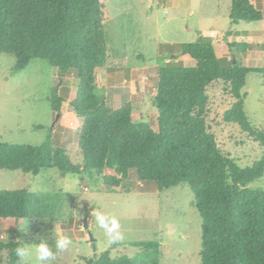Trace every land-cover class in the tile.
Instances as JSON below:
<instances>
[{
	"label": "trees",
	"instance_id": "trees-1",
	"mask_svg": "<svg viewBox=\"0 0 264 264\" xmlns=\"http://www.w3.org/2000/svg\"><path fill=\"white\" fill-rule=\"evenodd\" d=\"M257 1L232 0L231 21L261 22L263 12ZM109 20L108 0H0V54L16 57L14 72L40 59L62 76H74L77 92L70 106L82 121L77 145L83 160L82 166L74 165L68 151L55 147L49 136L40 146L0 143V170L37 176L56 168L63 178L108 172L104 185L112 190L120 188L132 172L160 192L188 185L202 219L201 264H264V191L249 188L264 176V131L249 122L247 95L242 92L249 73L264 77V44L260 69L238 60L223 66L209 37L182 45L176 59L187 56L193 65L184 67L171 60L160 67L155 99L158 131H154L148 123L136 122L130 103L110 109L105 98L96 94V70L107 59ZM230 47L234 59L249 51L246 44ZM218 82L226 85L234 100L224 122L238 125L263 149L252 167L241 168L225 155L207 125V90ZM49 101L53 111L61 114L65 100L54 95ZM37 200L38 195L28 190L0 191V219L31 220L29 205ZM53 229L49 224L45 230ZM18 243L0 242L8 264H18L14 252ZM129 245L139 249L134 257L113 258L109 251L88 264H161L160 242Z\"/></svg>",
	"mask_w": 264,
	"mask_h": 264
},
{
	"label": "rangeland",
	"instance_id": "rangeland-1",
	"mask_svg": "<svg viewBox=\"0 0 264 264\" xmlns=\"http://www.w3.org/2000/svg\"><path fill=\"white\" fill-rule=\"evenodd\" d=\"M231 4L232 0H108L107 59L96 70L97 96L108 94L104 98L110 109L131 103L136 122L148 123L158 131L155 99L160 67L171 60L184 67L193 65L187 56L176 59L182 45L209 37L223 66L238 60L246 61L248 68H262L264 0L257 1L263 20L255 23H233ZM239 44L248 45L249 51L234 59L230 45ZM166 57L169 59L164 60ZM15 65L16 57L0 54V143L40 146L51 136L55 147L65 148L71 162L82 166L77 145L82 121L70 106L77 92L74 76H62L40 59L31 60L20 72H14ZM242 92L247 95L249 122L264 131V77L249 73ZM207 94V125L219 148L241 168L252 167L263 149L238 125L224 122L223 116L234 102L226 85L215 83ZM54 95L65 100L61 114L53 111L49 101ZM107 174L63 178L56 168L37 176L0 170V191L28 190L38 195L29 205L31 220L0 219V242H33L41 234L52 243L53 233L59 230L70 237L72 245L48 264H88L109 251L113 258L134 257L139 249L129 244L145 241L161 243V264H201L202 219L188 185L160 192L155 184L140 182L132 172L120 188L112 190L104 185ZM249 188L264 191V176ZM95 210L118 219L121 240L108 241L95 222ZM86 219L89 231L84 229ZM49 224L54 227L52 232L45 230ZM0 264H8L7 252L0 253ZM25 264H38L35 255Z\"/></svg>",
	"mask_w": 264,
	"mask_h": 264
},
{
	"label": "clouds",
	"instance_id": "clouds-1",
	"mask_svg": "<svg viewBox=\"0 0 264 264\" xmlns=\"http://www.w3.org/2000/svg\"><path fill=\"white\" fill-rule=\"evenodd\" d=\"M93 213L96 224L99 228L104 230L110 243H114L123 238L119 230V221L115 216L105 214L97 210ZM37 238L38 242H36ZM71 245L72 241L70 237L65 234H61L59 230H56L53 233L52 243H49L48 238L42 237L40 234L35 237L33 242L20 241L15 247L14 252L17 257L18 264H25V262L33 256V254L38 261V264H48L49 261L55 259L58 253L66 251Z\"/></svg>",
	"mask_w": 264,
	"mask_h": 264
},
{
	"label": "water",
	"instance_id": "water-1",
	"mask_svg": "<svg viewBox=\"0 0 264 264\" xmlns=\"http://www.w3.org/2000/svg\"><path fill=\"white\" fill-rule=\"evenodd\" d=\"M84 229L87 230V231H89V225H88V221H87V219H86V222H85V224H84ZM89 235H90V239H91V241L94 243V242H95V239L92 237V235H91L90 232H89Z\"/></svg>",
	"mask_w": 264,
	"mask_h": 264
},
{
	"label": "crops",
	"instance_id": "crops-1",
	"mask_svg": "<svg viewBox=\"0 0 264 264\" xmlns=\"http://www.w3.org/2000/svg\"><path fill=\"white\" fill-rule=\"evenodd\" d=\"M188 58H189V57H188ZM98 89H99V88H98ZM111 90H112V89H111ZM107 95H108V94H106V96H103V97H107ZM106 99H107V98H105V101H106ZM106 104H107V101H106ZM130 104H131V103H130ZM131 105H132V104H131ZM132 107H133V105H132ZM119 108H121V107H119ZM133 110H134V109H133ZM75 115H76V114H75Z\"/></svg>",
	"mask_w": 264,
	"mask_h": 264
}]
</instances>
